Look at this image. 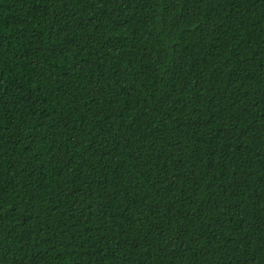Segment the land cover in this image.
<instances>
[{
  "label": "trees",
  "instance_id": "obj_1",
  "mask_svg": "<svg viewBox=\"0 0 264 264\" xmlns=\"http://www.w3.org/2000/svg\"><path fill=\"white\" fill-rule=\"evenodd\" d=\"M0 264H264V0H0Z\"/></svg>",
  "mask_w": 264,
  "mask_h": 264
}]
</instances>
